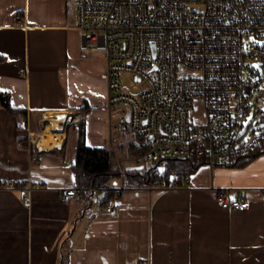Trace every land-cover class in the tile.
Here are the masks:
<instances>
[{
	"label": "crops",
	"instance_id": "obj_1",
	"mask_svg": "<svg viewBox=\"0 0 264 264\" xmlns=\"http://www.w3.org/2000/svg\"><path fill=\"white\" fill-rule=\"evenodd\" d=\"M76 25L74 0H0V92L14 109L0 104V264H264V154L242 167L201 163L170 188L110 181L116 213L103 209L105 189L62 201L75 186L78 122L86 146L109 148L105 52L83 48ZM72 112L82 119L56 147L27 145V124L36 132L48 114ZM115 133L113 147L126 131ZM222 197L250 204L224 208Z\"/></svg>",
	"mask_w": 264,
	"mask_h": 264
},
{
	"label": "built area",
	"instance_id": "obj_2",
	"mask_svg": "<svg viewBox=\"0 0 264 264\" xmlns=\"http://www.w3.org/2000/svg\"><path fill=\"white\" fill-rule=\"evenodd\" d=\"M83 48L105 52L109 134L126 131V158L111 146L121 190L126 167L152 164L165 156L195 157L211 168L264 145V131L243 130L250 99L260 92L264 66V0H74ZM21 22L19 14L15 15ZM124 75L138 81L122 83ZM199 107L196 118L192 115ZM82 119L69 113L68 121ZM71 123V124H72ZM65 124V127H66ZM27 145L39 133L24 127ZM134 144L140 155L130 157ZM37 145V144H36ZM126 161L129 164H126ZM177 179L160 181L170 188ZM36 186H29V189ZM77 187L60 190L65 203ZM264 196V188L261 190ZM26 202V200H25ZM117 195L106 213L119 211ZM249 201L222 197L224 208L244 210ZM141 264H150L149 260Z\"/></svg>",
	"mask_w": 264,
	"mask_h": 264
},
{
	"label": "trees",
	"instance_id": "obj_3",
	"mask_svg": "<svg viewBox=\"0 0 264 264\" xmlns=\"http://www.w3.org/2000/svg\"><path fill=\"white\" fill-rule=\"evenodd\" d=\"M0 104L6 110L13 112L14 109L10 106L9 96L0 92ZM78 122L79 136L76 152V161L72 165L74 175V182L77 188L87 189H105V194L102 197L101 203H105L108 199L112 198L116 192L110 187V181L120 178L119 167L114 161L113 154L108 147L103 148H90L86 146L84 141V131ZM118 151L121 155L125 153V144L119 142L116 144ZM130 157L140 155V151L130 144L128 146ZM264 154V145L257 147L253 152L248 155L237 157L227 163L218 164L224 166L242 167L249 163L255 157ZM205 163L203 160H197L195 157H175L165 156L150 164L142 166H127L125 175V184H135L138 186L148 185L153 183L156 185L160 181H169L170 177L173 178H186L193 173L197 167ZM140 167H142L140 169ZM161 169V171H160ZM85 193L88 196L92 192L81 191L80 194Z\"/></svg>",
	"mask_w": 264,
	"mask_h": 264
},
{
	"label": "rangeland",
	"instance_id": "obj_4",
	"mask_svg": "<svg viewBox=\"0 0 264 264\" xmlns=\"http://www.w3.org/2000/svg\"><path fill=\"white\" fill-rule=\"evenodd\" d=\"M259 43H262L264 41V39L262 40H256ZM99 52H102L103 49L101 48H96ZM257 69L260 71V75H261V82H260V92L258 95L254 94L252 96V98L250 99V110L249 112L246 114L245 116V120H244V125H243V130L247 129L245 136L247 137L249 135L250 132H254V133H258L259 131H264V66L258 65L256 64ZM130 80H135L138 81V79L136 77L132 78L129 75H124L122 78V83H124L125 85L130 81ZM199 114V107L195 108L194 111L192 112V115L195 116L196 118L198 117ZM65 117H67V121H68V114L65 115ZM69 124H66V126L71 125V121H69ZM73 124V123H72ZM45 126V124H44ZM65 128V126H64ZM44 129L43 125L41 130ZM41 130H39V128L37 129L36 133H41ZM115 132H112L111 136L110 134L107 133L106 136V142L107 145H109V150L112 152L111 149V138H115L116 136ZM130 139L128 133H125V136H120V142L125 143ZM40 139L38 138L37 141H39ZM114 148L117 150V147L114 146ZM47 149V148H45ZM119 152V151H118ZM120 155V153H118ZM114 156V154H113ZM115 161V159H114ZM150 164H146V167L149 166ZM161 171V169H160ZM111 184L117 185L118 187H121L122 183L120 179H114L111 181ZM125 184V183H124ZM96 197H101L103 196V192H96L95 193Z\"/></svg>",
	"mask_w": 264,
	"mask_h": 264
},
{
	"label": "bare ground",
	"instance_id": "obj_5",
	"mask_svg": "<svg viewBox=\"0 0 264 264\" xmlns=\"http://www.w3.org/2000/svg\"><path fill=\"white\" fill-rule=\"evenodd\" d=\"M65 115L67 114L51 113L46 116L44 119V129L38 135L40 148L51 149L61 143L64 136V126L67 122Z\"/></svg>",
	"mask_w": 264,
	"mask_h": 264
},
{
	"label": "water",
	"instance_id": "obj_6",
	"mask_svg": "<svg viewBox=\"0 0 264 264\" xmlns=\"http://www.w3.org/2000/svg\"><path fill=\"white\" fill-rule=\"evenodd\" d=\"M142 167H140V169H141Z\"/></svg>",
	"mask_w": 264,
	"mask_h": 264
}]
</instances>
